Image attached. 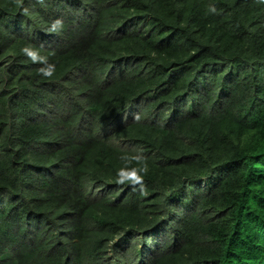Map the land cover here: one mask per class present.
<instances>
[{
  "label": "trees",
  "instance_id": "obj_1",
  "mask_svg": "<svg viewBox=\"0 0 264 264\" xmlns=\"http://www.w3.org/2000/svg\"><path fill=\"white\" fill-rule=\"evenodd\" d=\"M136 156L143 195L116 182ZM125 239L131 264H264L259 0H0V264H107Z\"/></svg>",
  "mask_w": 264,
  "mask_h": 264
},
{
  "label": "clouds",
  "instance_id": "obj_2",
  "mask_svg": "<svg viewBox=\"0 0 264 264\" xmlns=\"http://www.w3.org/2000/svg\"><path fill=\"white\" fill-rule=\"evenodd\" d=\"M39 2H43V0H39ZM259 2L264 3V0H259ZM16 3L20 5L22 3V0H16ZM213 12L215 11V8L211 9ZM23 12L27 14L28 9L25 7L23 8ZM64 27V23L61 19H55L51 23V27L48 29L49 32L53 33H59ZM29 28H27L28 30ZM51 41L50 39L44 40L42 42V45H50ZM21 51L30 59L33 63L41 62L45 66L38 69L40 74H42L44 77H51L54 73V65L47 62V57L45 56H38V51L34 49L31 46H25L21 49ZM123 65V64H119ZM123 67V66H121ZM134 119L136 121H139L141 119L139 114H134ZM122 159H125V157H122ZM138 163L142 164V167L139 168H120L117 171V179L116 182L118 184H125L126 182H130L133 186V190H135V186L139 185V190L141 194H146V190L144 188L143 184V176L140 173H147V165L144 163V157L143 156H136L133 157ZM126 160V159H125ZM127 162V160H126Z\"/></svg>",
  "mask_w": 264,
  "mask_h": 264
},
{
  "label": "rangeland",
  "instance_id": "obj_3",
  "mask_svg": "<svg viewBox=\"0 0 264 264\" xmlns=\"http://www.w3.org/2000/svg\"><path fill=\"white\" fill-rule=\"evenodd\" d=\"M3 64V66H7L8 64H7V62H4V63H2ZM119 66H122V65H115L114 67H112L111 69H110V71H112V72H115V71H117V69H118V67ZM61 100H63L64 101V98H62ZM167 113L168 114H170V110H168L167 111ZM118 123V122H117ZM116 124V123H115ZM110 128H112V125L110 124L109 126H107V128H106V131H108ZM103 132V131H102ZM106 135V133L105 132H103L102 133V136L104 137ZM114 144L115 145H118V146H120V147H122V148H131V144H127V143H124V142H120V141H114ZM197 184L199 185V186H203V184H204V182L203 181H201V182H197ZM109 187V186H108ZM108 187H106V189L108 188ZM105 189V190H106ZM121 188H119V192L121 193ZM178 215V213L177 212H174V216L176 217ZM135 236H139L138 238H141V235H135ZM142 236H145V235H142ZM133 238H135V237H133ZM127 239H125V240H123L122 241V248L124 249L123 250V253H121V252H119V250H117V249H115V252H110V258H109V260H107V264H131L130 263V258H132L133 257V252H134V250H131L132 249V245H133V243H132V241H126ZM151 239H149L148 238V241H150ZM138 246H140V244L138 245ZM149 246H151V245H149ZM117 247H119V245H117ZM116 247V248H117ZM128 247V248H127ZM152 247V246H151ZM130 251V252H129ZM125 253V255H124V258L122 257V258H119V259H117L116 258V255L118 256V254H124ZM148 252H145V253H143L142 254V256L143 257H145V255L147 254Z\"/></svg>",
  "mask_w": 264,
  "mask_h": 264
},
{
  "label": "bare ground",
  "instance_id": "obj_4",
  "mask_svg": "<svg viewBox=\"0 0 264 264\" xmlns=\"http://www.w3.org/2000/svg\"><path fill=\"white\" fill-rule=\"evenodd\" d=\"M112 124H115V123H112Z\"/></svg>",
  "mask_w": 264,
  "mask_h": 264
}]
</instances>
